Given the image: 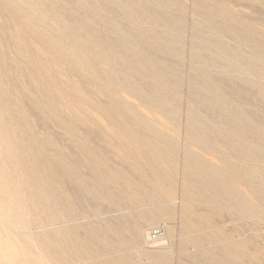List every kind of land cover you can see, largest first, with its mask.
<instances>
[{
  "label": "rangeland",
  "instance_id": "rangeland-1",
  "mask_svg": "<svg viewBox=\"0 0 264 264\" xmlns=\"http://www.w3.org/2000/svg\"><path fill=\"white\" fill-rule=\"evenodd\" d=\"M108 177L137 198L99 240L68 208ZM54 216L72 264H264V0H0V264H65Z\"/></svg>",
  "mask_w": 264,
  "mask_h": 264
},
{
  "label": "bare ground",
  "instance_id": "bare-ground-1",
  "mask_svg": "<svg viewBox=\"0 0 264 264\" xmlns=\"http://www.w3.org/2000/svg\"><path fill=\"white\" fill-rule=\"evenodd\" d=\"M33 160L35 161H38V157L34 156L33 154H28ZM49 159L52 160V164L50 165L49 163ZM48 160H46V165L44 164L46 170L47 169H51V171H56V169L58 167L56 166H61L62 168H67V172H68V181L66 184V187L68 189H70L71 191L72 190H75L73 191V196L71 194H67L65 196H63V200L64 202H68V203H71L73 202L75 199H79L78 197V191L77 189L79 190V185L78 183L81 182V185L83 186V184H85V174H81L80 173V168L75 165V164H69L68 161L66 160L67 159V154L66 153H61L59 151L55 152L52 154V158H49ZM40 165V162H37L36 163V166H39ZM187 170H189V168L187 167ZM61 176H59V174L56 172H54V182H56V186L54 185L53 186V190H58L57 192H62L63 190V187H62V184H61ZM123 182H128L127 180H123ZM114 183H118V179L117 178H114V177H108L107 181L106 182H97L93 185V193H94V196H98L99 198H102V199H105L107 201H110V204L111 206H108V208L106 209V212H102V213H99L96 209L97 207L92 205L95 209L92 208L91 204H90V199L88 201L84 200L83 198L82 201L80 202V204L76 207H74L73 209H69L68 208V211H69V214L72 216V217H78L79 215H82V218H95V217H98L99 219H102L104 218L103 216H108L109 220L111 219V221H113V224L114 226L118 227V226H126L127 222L129 223L131 221V219L133 218V214H132V211L134 208L130 207V205L126 204L127 207L124 205L123 202H121L120 200L124 201L123 198H128V197H132V198H137L135 193L131 194L130 193V188L126 191H118V192H114V190H112L111 188H108L109 187V184H114ZM37 186H40L42 187L41 183H37L36 184ZM77 185V186H76ZM108 186V187H107ZM134 191V187L131 189ZM76 193V194H74ZM120 201V202H118ZM118 202V204H116ZM88 204V206L86 205ZM70 207V205H69ZM96 211V213H94ZM125 212H128V214H122ZM161 211V216L164 215V211H163V208L161 207L160 210ZM119 212V213H118ZM156 212V211H155ZM96 214V215H95ZM114 214H119V216H117L118 218H115L112 217V215ZM122 214V216L120 217V215ZM103 221L101 222H92L90 223L89 225L85 226L86 227V230H87V233L92 235V236H98L99 237V240L102 239V237H100V233L102 232V227H99V224L103 223L105 225L108 224V221L107 219H102ZM94 223V224H93ZM64 221H61L60 220V216H54L53 217V227H56V235L55 233L53 234V243H54V235H55V243H54V254L56 256V262H59L61 263L60 260H63L65 261V264H72V262H70L71 258L70 257H66V258H63L66 254H65V249L69 248L70 245L68 243H70L68 241V239L66 237H60L59 234L62 232L61 229H59L61 226H64ZM160 227V226H159ZM102 228V229H101ZM161 229H163L162 227H160ZM143 229H139L137 228L135 230V232L133 234H130L131 238L133 239H140L143 237L146 239H148V244L150 245L151 248H146V250L152 254V255H155L154 253V249L153 248H156L157 250L156 251H165V250H171V245H169V239H167V235H164L165 233L162 234V236L157 239V240H151L150 238V234H151V231H148V229H146L144 231V234H143ZM58 231V232H57ZM108 231L109 233H107V236H110V234H113V230L111 227L109 226H105V232ZM60 232V233H59ZM164 232V231H163ZM122 241V240H121ZM60 242H63L64 244V250H62L59 246V243ZM101 243V242H100ZM106 245L112 247V248H116V244L112 241V243H110L109 241H105ZM123 243V242H122ZM111 248V250H113ZM150 249H153L152 251ZM156 258V256H153ZM119 262V259L116 260V259H112L110 262H107V263H114V262ZM116 264H119V263H116ZM155 264V263H153Z\"/></svg>",
  "mask_w": 264,
  "mask_h": 264
},
{
  "label": "built area",
  "instance_id": "built-area-1",
  "mask_svg": "<svg viewBox=\"0 0 264 264\" xmlns=\"http://www.w3.org/2000/svg\"><path fill=\"white\" fill-rule=\"evenodd\" d=\"M162 234V229L159 227L151 231L150 238L151 240H157L162 236Z\"/></svg>",
  "mask_w": 264,
  "mask_h": 264
}]
</instances>
